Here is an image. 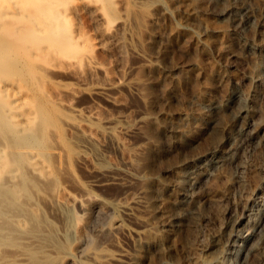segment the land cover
Here are the masks:
<instances>
[{"label": "rangeland", "instance_id": "374dc122", "mask_svg": "<svg viewBox=\"0 0 264 264\" xmlns=\"http://www.w3.org/2000/svg\"><path fill=\"white\" fill-rule=\"evenodd\" d=\"M244 1L252 4L260 17L264 0ZM231 2L0 0V53L5 56L0 62V79L26 89L22 111L35 115L42 124L45 132L38 139L40 149L52 157L54 167L45 181L32 178L26 165L25 174L19 177L26 194L22 208L32 219L31 228L38 227L51 237L60 233V245L74 254L80 264H93V259L100 264H112L106 257L113 255L120 245L129 252L133 249L119 227L121 216L110 213L94 218L92 227L86 229L92 236L88 248L83 254H75L77 231L85 220L77 206L59 208L57 199L66 198V194L75 198L95 195L120 199L124 189L119 185L90 187L89 175L83 166L77 165L75 151L70 154L63 148L66 139L71 138L66 122L80 119L66 103L94 109L98 124L122 116V124L134 126L139 113L153 115L168 130L180 123L183 135L175 145L166 136H160V127L154 131L144 127V135L117 131L115 139L127 146L126 154L110 147L107 160L102 163L127 164L137 171L146 167L159 173L164 181L172 178L166 170L170 165L195 158L224 139L222 126L231 121V113L225 108L201 119L198 116L204 113L205 101H222L237 89L260 125V136H264V51L239 56L241 50L234 39L226 43L233 38L227 31L231 23L220 12ZM194 6L197 20L190 14ZM197 27L206 30L201 38L196 36ZM245 33L246 38L264 46V26L258 19L246 27ZM226 46L236 56L225 54ZM99 87L110 91L113 102L92 94ZM2 110L0 114L5 116ZM3 118L5 130L12 131L13 124ZM213 118L219 120V127L209 131L208 122ZM157 135L161 137V147L154 154ZM20 149L26 153L33 150L26 140ZM238 165H244V169L239 170ZM229 169L230 183L216 170L195 190L198 208L187 216L181 228L158 232V247L167 253V264H194L188 255L202 254L207 242H219L222 264H240L230 239L234 234H244L260 216L257 202L264 201V137L246 144ZM171 190L161 201V210H170L175 194ZM40 192L51 195V199H43ZM215 202L218 204L213 205ZM154 215L162 216L160 212ZM237 220L243 222L239 227L233 226ZM15 234L17 237L20 231ZM1 244L0 256L19 246L12 238ZM159 249L145 250L140 264H161ZM23 250L29 254L31 264L42 263L36 250ZM49 263L54 264L55 260L50 259Z\"/></svg>", "mask_w": 264, "mask_h": 264}, {"label": "bare ground", "instance_id": "6f19581e", "mask_svg": "<svg viewBox=\"0 0 264 264\" xmlns=\"http://www.w3.org/2000/svg\"><path fill=\"white\" fill-rule=\"evenodd\" d=\"M190 14L194 20H197L198 12L195 6L190 9ZM220 15H226L230 19L231 28L227 31L232 33L233 38L228 39L226 43L234 39L241 50L239 56L264 51L263 45L251 41L245 35L246 27L257 19L264 26V2L262 3L260 17L256 14L253 5L244 0H232L220 12ZM197 30V38H201L202 34L206 32L200 27H197ZM224 53L228 56L235 55L227 46L224 48ZM262 55L264 56V54ZM4 57L0 53V62L5 60ZM92 94L109 102H113L114 99L105 87L96 88ZM242 96L243 94L240 91L234 89L222 101L219 99V101H205L202 103L204 113L198 116L201 119L207 118V115L215 110L219 111L225 108L229 110L232 116L231 123L228 122L222 126L225 137L207 152L195 158L170 165L166 170L172 178L168 181H164L159 173H152L146 167L137 171L127 167V164L103 166L102 163L107 160L106 153L110 147L117 151L121 150L122 154H126L127 146L115 139L117 131L142 133L144 127H150L149 130L160 127L161 130L158 129L160 136H166L168 141L173 142L175 145L178 141L176 139L183 135L180 123L173 124L171 129L168 130L153 115L147 116L145 113H139L134 126L122 124V116L112 117L107 119L105 123L98 124V115L94 109L75 108L73 104L66 103V106L74 111L80 119L66 122L71 138L66 139V142L63 141L65 143L63 148L69 151L70 154L75 151L77 165L83 166L89 175L88 185L90 187L103 188L109 185H119L124 189L123 198L120 199L97 197L95 195L86 198H75L70 194H66V198H60L61 200L57 199L59 208L61 206H77L85 220V225L82 224L83 226L81 225V228L77 231L78 237L74 242L75 254H83L88 248L92 236L88 235L87 232L90 230L86 229L93 223L94 218L99 219L110 213H118L121 216L119 227L130 242L133 252H129L124 248L125 246L120 245L113 255L106 257V261L112 264H140V256L145 250L147 251L152 247L159 249L158 236L160 233L158 235V232H161L160 230H178L185 224L187 216L197 210L199 197L196 195L195 190L202 186L206 178L219 170L230 183L232 174L229 165L235 162L236 155L242 151L246 144L261 140L264 137L260 136L257 130L260 125H258L250 108L243 103ZM25 98V88L15 82L0 79V108L3 109L2 113L5 115L0 114V247L2 241L11 238L19 242L16 249L0 256V264H31V258L23 250L24 247L32 248L41 255L43 261L40 264H50V259L55 260L54 264H80L74 254L63 249L61 242L60 245L59 238H57V234L60 237V233H56V237H51L52 235L49 236V233L38 229V227L31 228L32 219L28 216L27 211L22 208L21 201L26 194L19 177L25 174L26 165L29 169L28 174L30 173L31 177L34 176L45 181L50 177L51 170L54 168L51 161L52 157L40 149L41 141L38 139L45 132L42 124L36 121L35 115L31 116L22 111ZM2 116L13 124L12 131L5 130ZM94 119L98 122L92 124ZM196 120L199 119L196 117ZM208 126L210 127L209 131L215 130L219 127V120L213 118L208 122ZM144 133L142 134L144 135ZM151 134L150 136H152ZM146 135L148 136V134ZM157 136L160 140L161 137ZM158 137L155 141V149H153L154 154L160 152L158 149L161 147V140L159 141ZM17 139H20V141L16 142ZM150 139L155 140L156 138ZM23 140L31 143L34 151L30 150L26 153L22 149L19 150ZM109 141L111 142L109 143ZM18 150L19 155H16L15 152ZM26 161H28V164ZM204 161L206 162L204 163ZM238 169L243 170L244 165H238ZM171 189L175 194L173 197L171 196L170 210H161L160 203L166 199L167 193L169 195ZM63 193H66L65 188ZM41 196L43 199H51L49 197L51 195L47 193H41ZM186 204H188V207H186ZM217 204V202L213 203V205ZM257 204L259 218L248 226L244 234H234L230 239V246L239 258L240 264H264V201H258ZM156 212H160L162 216L160 218L155 216ZM4 220H6L5 223ZM242 223L237 220L233 226L239 227ZM18 230L20 234L15 237ZM218 243L207 242L202 254H189L188 256L193 259L194 264H222L218 254L221 246ZM159 254H161V264H167V253L159 249ZM93 264H100V262L93 259Z\"/></svg>", "mask_w": 264, "mask_h": 264}]
</instances>
